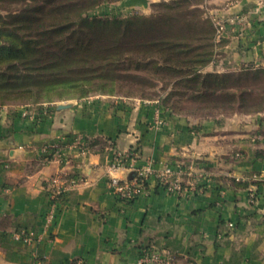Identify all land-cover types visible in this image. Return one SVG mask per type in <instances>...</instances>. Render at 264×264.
Listing matches in <instances>:
<instances>
[{
  "label": "crops",
  "instance_id": "crops-1",
  "mask_svg": "<svg viewBox=\"0 0 264 264\" xmlns=\"http://www.w3.org/2000/svg\"><path fill=\"white\" fill-rule=\"evenodd\" d=\"M157 1L99 8L148 13ZM213 2L232 60H264V0ZM160 105L107 96L65 109L0 104V264H141L145 250H167L173 264H264V114L189 117ZM133 147L138 166L181 167L196 189L170 193L152 176L132 202L119 200L108 165ZM55 179L76 184L45 229ZM21 228L40 240H15Z\"/></svg>",
  "mask_w": 264,
  "mask_h": 264
},
{
  "label": "trees",
  "instance_id": "trees-1",
  "mask_svg": "<svg viewBox=\"0 0 264 264\" xmlns=\"http://www.w3.org/2000/svg\"><path fill=\"white\" fill-rule=\"evenodd\" d=\"M1 1L24 6L0 15V102L18 97L53 102L55 97L82 98L94 89L110 93L117 85L154 86L147 74L152 70L167 78L166 87L172 84L163 104L175 110L178 104L168 105L173 97L234 101L235 92H220L228 81L258 77L251 69L238 75L203 71L211 52L202 41L212 38L215 29L206 30L210 36L193 33L199 25L192 19L175 27L179 21L171 10L188 0L153 3L155 13L123 18L91 16L105 0ZM191 12L187 8L178 15ZM251 95L240 94L241 106Z\"/></svg>",
  "mask_w": 264,
  "mask_h": 264
},
{
  "label": "rangeland",
  "instance_id": "rangeland-1",
  "mask_svg": "<svg viewBox=\"0 0 264 264\" xmlns=\"http://www.w3.org/2000/svg\"><path fill=\"white\" fill-rule=\"evenodd\" d=\"M106 1V0H105ZM175 0H159L154 3L160 2H171ZM87 4V1H86ZM23 3L11 1V2H3L0 0V15L7 16L8 14L18 13L22 7ZM214 2L213 0H188L187 3H183L180 7L175 10H171L177 17L175 27L179 28V26L183 25L186 20H194L196 22V29H191L193 33L197 30L204 31L203 33H199L210 36L208 29H215V32L210 39H206L202 42H208L209 45L206 48L207 51L211 52L210 58L211 60L204 66V72H217L220 74H228L231 73L233 75L240 74L244 69H251L253 72L255 71L258 77L243 80L241 82H235L234 80L228 81V86L224 90L222 89L220 92H235L236 98L234 101H210V100H198L192 101L190 99H178V97L171 98L168 105H173L174 103L178 104L174 111L178 113L185 114L189 117H213V116H221V115H231L235 113H240L241 115L245 114H264V60L257 61H244L241 64L236 63L231 58V47L227 46L228 38H224L222 35L224 31V24L222 18L216 17L213 11ZM187 8L192 12L185 15L181 14L183 11H186ZM156 9V8H155ZM164 11V8H160V12ZM155 13L154 8L148 12H134L129 14H120L114 13L112 10H102L99 7L92 13L91 16L101 17V18H123L127 16H131L134 14L141 15H151ZM239 23H244V16H240L238 19ZM203 22V23H202ZM4 43V38H0V44ZM141 73H145L141 72ZM147 74L151 76V81L156 84L152 85H117L115 86V91L113 92H103L99 90H92L86 96L82 98L77 97H67L65 96L62 99L55 97L53 102H40L34 103L32 102V98H15L11 100H7L5 102H0L4 104H26L38 107L40 106H55L58 103H68L80 100H87L88 98L98 97L105 98L111 97L114 100H124L129 102H155L156 104H161L160 106H164L163 99L168 95L171 91L172 84H169L166 87L165 80L167 78L156 75L152 70H148ZM168 81L171 80L170 75L167 76ZM170 77V80H169ZM235 77V76H233ZM236 83V85L234 84ZM249 91L252 95L248 98H245L244 106H241L240 94L242 92ZM163 108V107H162ZM259 110V111H258ZM38 112V111H37Z\"/></svg>",
  "mask_w": 264,
  "mask_h": 264
},
{
  "label": "built area",
  "instance_id": "built-area-1",
  "mask_svg": "<svg viewBox=\"0 0 264 264\" xmlns=\"http://www.w3.org/2000/svg\"><path fill=\"white\" fill-rule=\"evenodd\" d=\"M81 144L80 139L77 138L70 147L81 146ZM139 156L138 147H133L127 153L117 152L112 162L108 165V173L110 174L109 187L119 200L127 202L136 199L144 191L152 176H156L159 184L170 193L187 196L196 189L194 183L189 182L185 184L183 179L185 169L166 165L156 170L151 162L138 166L137 161ZM119 173H129L130 176L121 177ZM75 184L76 180H72L71 184L68 185L61 182L60 179L53 180L49 190L51 208L46 213L45 229L53 223L59 202L66 192L72 190ZM250 195L252 199H255V192H252ZM13 238L22 241L28 246H33L40 240L39 234L34 230L23 228L16 230L13 233ZM173 260V255L167 250H145L140 259L141 264H173ZM32 264H40V261L36 259ZM76 264H82V262Z\"/></svg>",
  "mask_w": 264,
  "mask_h": 264
},
{
  "label": "water",
  "instance_id": "water-1",
  "mask_svg": "<svg viewBox=\"0 0 264 264\" xmlns=\"http://www.w3.org/2000/svg\"><path fill=\"white\" fill-rule=\"evenodd\" d=\"M73 105V102H68V103H58L57 108L58 109H65L68 107H71Z\"/></svg>",
  "mask_w": 264,
  "mask_h": 264
}]
</instances>
